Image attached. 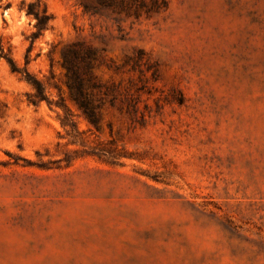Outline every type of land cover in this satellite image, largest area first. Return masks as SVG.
<instances>
[{
  "label": "rangeland",
  "instance_id": "rangeland-1",
  "mask_svg": "<svg viewBox=\"0 0 264 264\" xmlns=\"http://www.w3.org/2000/svg\"><path fill=\"white\" fill-rule=\"evenodd\" d=\"M31 1L0 0V264H264V0H39L34 40Z\"/></svg>",
  "mask_w": 264,
  "mask_h": 264
},
{
  "label": "trees",
  "instance_id": "trees-1",
  "mask_svg": "<svg viewBox=\"0 0 264 264\" xmlns=\"http://www.w3.org/2000/svg\"><path fill=\"white\" fill-rule=\"evenodd\" d=\"M38 6H40L39 0L31 1L27 3L25 10L27 15H32L36 19V25H35L36 29L31 34L32 40L40 36L42 30L46 28L49 20L52 17L44 5L42 6V8H39ZM6 60L10 64L11 70L20 73L34 88V94L29 97L30 102L37 103L43 99L48 101V98L46 97L45 94V86L40 80H38L36 77L30 74V72L27 70L26 67L23 68L17 67L14 61L10 57H6ZM65 62L69 70L71 71L74 70L73 63L71 62L70 59H68V57H66V54H65Z\"/></svg>",
  "mask_w": 264,
  "mask_h": 264
}]
</instances>
